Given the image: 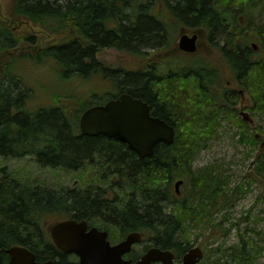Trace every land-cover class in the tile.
Returning a JSON list of instances; mask_svg holds the SVG:
<instances>
[{"label": "trees", "instance_id": "16d2710c", "mask_svg": "<svg viewBox=\"0 0 264 264\" xmlns=\"http://www.w3.org/2000/svg\"><path fill=\"white\" fill-rule=\"evenodd\" d=\"M1 2L0 158L30 156L79 179L78 185L50 187L0 168V264L13 245L26 247L38 261L76 264L53 244L49 216H55L50 223L85 220L113 238L140 231L177 254L189 248L192 230L209 225L217 232L230 214L211 223L215 212L249 190L228 189L229 176L216 163L193 166L223 121L251 151L260 142L255 175L264 181V134L238 115L240 92L252 113L264 110V25L250 23L251 10L264 0H10L7 10ZM181 25L200 31L199 43L211 50L173 53L171 28ZM105 48L150 56L167 51L171 59L162 66L113 69L96 56ZM27 63L48 64L53 79L60 72L61 88L50 91L51 103H31L35 91L21 72ZM110 77L174 128L171 144L159 142L141 158L113 138L80 132L81 113L109 97L102 85L112 86ZM73 81L82 85L74 88ZM178 179L182 196L174 188ZM257 248L241 234L232 246L218 244L211 261L254 264L263 247Z\"/></svg>", "mask_w": 264, "mask_h": 264}, {"label": "rangeland", "instance_id": "374dc122", "mask_svg": "<svg viewBox=\"0 0 264 264\" xmlns=\"http://www.w3.org/2000/svg\"><path fill=\"white\" fill-rule=\"evenodd\" d=\"M1 7L4 10H7L10 7V0H2ZM251 11L253 12L250 23H257L262 27L264 25V2L258 9H253ZM252 28L254 29L255 26H252ZM171 38L172 42L177 39L175 38V32L171 34ZM249 41L252 43L255 40L252 39ZM203 42L204 45L201 47L200 50L202 51L199 54L206 55V48L210 47H208L207 44L205 45L204 40ZM204 48L206 50H203ZM148 53L149 51L145 53V55H132L117 49L105 48L97 54V58L111 68L118 69L120 66H123L126 68L131 67L133 70V68L140 69L139 67H142L143 65L144 67L147 66V61L151 60V56ZM166 70L167 69H165V71ZM21 72L24 74L28 86L32 87L35 91V98L31 100V103H35V105H47L51 103L50 91L53 90L54 92L61 88L60 72H57L53 79L54 74L52 68L48 64L36 66L30 63L25 64L21 69ZM109 80L112 83V86H108L103 79L106 84L102 85V88L107 90V93L116 92L117 88L114 86L116 80L114 81L111 77ZM72 83L70 85L73 87L82 85L75 81ZM243 102V104L247 106V118H249L250 126L260 129V132H257L263 136L264 110L252 113L248 109V107H250V101L247 99ZM218 131V135L210 139V145L200 150L197 154L198 156L193 162V166L199 167L207 163H216L220 166L219 168L225 169V173L229 176L228 189L240 185L244 189L249 188V190L247 193L244 192L236 196V199L231 205L219 212L220 218L223 216L224 212L230 214L229 220L225 221L224 224H221V230L224 231L226 229L224 236H218L221 234L220 232L213 238V233L210 235L213 228L212 231L208 227L201 228L200 230L194 229L189 235V238L191 239L190 242L195 240L206 246H211L215 242L217 244L221 243L226 247L234 245L238 241L239 235L243 234L246 239L249 240L251 238L254 245L258 248L263 247L261 254L258 255L253 262L254 264H264V181L255 175L257 164L254 162V156L256 152H259L260 150V142H258L251 151L246 143L242 144L241 142H238V136H235L234 134L235 128L231 127V125L224 121ZM3 166H6L7 170H12L16 174L23 175L29 180V182H38L41 185L44 184L50 187L78 185L75 181H77L79 177L74 171L49 166L46 168L42 167L36 163L33 157L30 156L10 159L0 158V168ZM88 177L90 176L88 175ZM54 217L55 216H49L46 218V223L50 224V222L54 220ZM230 223H238V225L235 224L236 226L232 227L230 226ZM229 227H231V229L227 230ZM117 235L118 234L116 233V236Z\"/></svg>", "mask_w": 264, "mask_h": 264}, {"label": "water", "instance_id": "95a60500", "mask_svg": "<svg viewBox=\"0 0 264 264\" xmlns=\"http://www.w3.org/2000/svg\"><path fill=\"white\" fill-rule=\"evenodd\" d=\"M197 33L189 35L182 32L179 36L178 48L189 53L198 51ZM79 129L85 135H104L127 144L128 148L139 157L153 153L155 145L162 141L172 143L174 128L164 119L151 116L148 105L129 93H121L117 99L105 104H97L86 108L79 118ZM182 180L175 182L176 191ZM54 245L64 253L78 256V264H132L122 255L131 249V245L141 240V234L130 232L126 237L111 244L105 230L92 226L87 228L85 220L72 218L59 220L49 226ZM9 259L7 264H50L51 261H36L35 254L26 247L13 245L7 248ZM172 253L158 247L147 249L136 264H153L162 261L172 262ZM202 257L199 246H193L182 259V264H196Z\"/></svg>", "mask_w": 264, "mask_h": 264}, {"label": "flooded vegetation", "instance_id": "af4514ba", "mask_svg": "<svg viewBox=\"0 0 264 264\" xmlns=\"http://www.w3.org/2000/svg\"><path fill=\"white\" fill-rule=\"evenodd\" d=\"M181 30H183V31H188L187 30V28H186V26H183V25H181L179 28H178V30H177V33H179ZM172 44H173V46H175V48H173V50L174 49H176V40H174L173 42H172ZM100 61V60H99ZM100 63H101V61H100ZM122 93V91L121 90H119V89H117L116 90V92H113V93H111V95L109 94L108 96H109V98L108 99H111V98H117L120 94ZM105 94H107V91L105 92ZM132 95V94H131ZM134 98H140L139 96H135V95H132ZM107 99V100H108ZM140 99H142V98H140ZM143 100V99H142ZM143 101H145V100H143ZM105 102V101H104ZM149 111H150V108H149ZM181 188H182V184H181ZM179 194H180V196H182V194L179 192ZM178 194V195H179ZM219 212H215V216H217V219H214L213 221H211V223H213L214 221H218V218H219ZM210 228L211 229V227L208 225V226H206L205 228ZM107 231V230H106ZM130 231H132V230H130ZM130 231H128V232H130ZM211 231H212V229H211ZM222 230H221V228L217 231V232H215L214 230L212 231V232H210V235L213 233V238L214 237H216V235H218L220 232H221ZM108 232V231H107ZM127 232V233H128ZM127 233H125V234H122V235H118V236H115V238H113L111 235H110V233L108 232V239L110 240V242L111 243H116V242H118L119 240H122V239H124L125 238V236H126V234ZM218 236H224V235H222V233L221 234H219ZM144 240V241H143ZM219 244V243H218ZM218 244L217 243H213L211 246H206V248L205 247H203L202 245H205V244H201V243H199L198 241H193L192 240V242H190L189 243V248H187L184 252H182V250L177 254L174 250H172V249H168V250H170L171 251V253H172V262L173 263H175V264H182V259H183V257H184V254L188 251V249L190 250L191 249V247L193 246V245H198L199 247H200V249H202V257L199 259V260H197V262H196V264H212V259H215V252H216V247L218 246ZM159 244H156L153 240L151 241V240H149V241H147L146 240V236L144 235V233H142V240L141 241H139V242H135L133 245H132V249L128 252V253H125L124 255H123V257L124 258H126V259H130L131 260V263L132 264H135L137 261H138V259L141 257V255L148 249V248H150V247H152V246H157V247H160V246H158ZM202 246V247H201ZM161 249H163V250H167V249H165V248H162V247H160ZM208 252H211V256H208L209 254H208ZM75 263H76V261L75 260H73ZM77 264V263H76ZM153 264H163V262L162 261H160V260H158V261H155Z\"/></svg>", "mask_w": 264, "mask_h": 264}, {"label": "bare ground", "instance_id": "6f19581e", "mask_svg": "<svg viewBox=\"0 0 264 264\" xmlns=\"http://www.w3.org/2000/svg\"><path fill=\"white\" fill-rule=\"evenodd\" d=\"M252 45V47H254V49H257V46H256V43H252L251 44ZM122 93H124V92H122ZM125 93H127V92H125ZM133 97V96H132ZM146 103V102H145ZM147 104V103H146ZM148 108H149V106H148ZM247 121V120H246ZM160 142H162V141H160ZM159 143V142H158ZM165 143V142H164ZM168 144V143H167ZM171 144V143H170ZM156 146V145H155Z\"/></svg>", "mask_w": 264, "mask_h": 264}]
</instances>
